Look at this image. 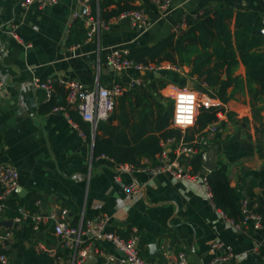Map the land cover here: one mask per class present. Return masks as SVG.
I'll use <instances>...</instances> for the list:
<instances>
[{
  "label": "crops",
  "instance_id": "obj_1",
  "mask_svg": "<svg viewBox=\"0 0 264 264\" xmlns=\"http://www.w3.org/2000/svg\"><path fill=\"white\" fill-rule=\"evenodd\" d=\"M90 1L89 12H83L81 0H58L43 10L35 6L24 10L20 0H0V81L6 87L0 95V165H10L19 172L22 191L13 201L22 216L30 213L29 199H35L43 212L66 208L72 226L107 216L109 230L125 239L133 230L138 231V252L150 264H171L180 252L187 254L189 264H208L223 253L211 251L215 243L233 249V258L221 264H264V229L252 225L238 228L212 204L202 181L187 182L166 172L147 171L156 158H143L140 167L144 170L130 173L119 171L120 163L107 156L95 157L96 135H107L94 131L89 123L84 127L76 123L72 115L80 117L76 110L66 108L65 88L57 86L48 101L38 87L39 82L49 78L76 80L87 89L110 88L137 78L151 82L160 76L134 68L117 72L109 64L108 55L116 49L130 54L133 48L156 45L174 35L173 29L185 17L198 11H214L219 5L235 12L264 14V0H172L167 15L160 13L155 0H133L132 4L144 9L151 20L147 29L139 31L126 20L114 17L102 22L89 39V24L100 14L97 2ZM113 8L116 5L110 10ZM189 72L188 66L164 72L163 78L178 77L173 79L178 85L166 88L190 86L200 95L216 97L206 82L197 76L190 78ZM233 75L246 79L242 63ZM223 109L221 119L205 130L182 131L180 140L189 146L199 145L198 155L177 156V144L171 143L166 148L169 160L195 171L193 160L200 156L198 171L203 173L202 155L214 151L215 171L225 172L241 202L246 199L264 220V138L257 131L259 123L253 118L247 89L238 92ZM227 113L233 115L232 120ZM262 117L264 123V112ZM120 124L118 119L112 123ZM133 181L143 187V193L134 199L123 192V186ZM10 219L7 211L0 214V221ZM26 222L14 223L9 229L13 231L5 248L9 264H28V254L49 258L52 250L62 252L63 264H79L74 250L60 247L61 238L55 234L53 222L42 225L43 238L38 237L46 251L36 249L33 234L25 232ZM4 230L8 229L0 228ZM84 249L88 260L83 264H107L108 256H122L101 236H82L78 256Z\"/></svg>",
  "mask_w": 264,
  "mask_h": 264
},
{
  "label": "trees",
  "instance_id": "obj_2",
  "mask_svg": "<svg viewBox=\"0 0 264 264\" xmlns=\"http://www.w3.org/2000/svg\"><path fill=\"white\" fill-rule=\"evenodd\" d=\"M132 3L133 0H102L99 5L100 21L106 22L137 8ZM112 5L116 8L110 10ZM187 21L188 29L179 36L171 35L153 46L133 48L129 58L145 66L162 63L188 66L190 78L197 76L206 82L223 104H228L238 92L247 89L253 118L259 123L257 131L264 138V36L259 34L264 28V14L259 11L235 12L227 5H219L214 11L204 12L203 16L190 15ZM240 63L245 67V80L233 75ZM167 85L162 76L153 79L148 88H136L119 98L115 109L117 114L113 113L108 121L98 125L97 131H102L107 137L96 135L94 156L105 155L117 163L140 167L143 158L155 160L162 151L163 141L171 138L180 141L182 131L172 128L174 106L161 94ZM227 115L232 120L233 115ZM72 117L84 127L86 122L80 116ZM116 119L121 122L118 126L112 125ZM216 122L217 111L203 108L193 128L203 131ZM193 165L195 171L200 169V156L193 160ZM207 178L215 206L236 223L240 222L241 199L236 189L231 187L227 174L214 171ZM28 209L30 213L40 210L35 199H29ZM7 215L11 219L22 216L13 200L9 202ZM25 232L33 234L29 221L26 222ZM27 259L28 264L51 263V259L36 254H28Z\"/></svg>",
  "mask_w": 264,
  "mask_h": 264
},
{
  "label": "built area",
  "instance_id": "obj_3",
  "mask_svg": "<svg viewBox=\"0 0 264 264\" xmlns=\"http://www.w3.org/2000/svg\"><path fill=\"white\" fill-rule=\"evenodd\" d=\"M92 1H96L99 6L101 0ZM155 1L162 15H167L170 12L172 0ZM57 2L58 0H20L19 5L24 10L33 6L39 10H43L47 7L56 5ZM81 2L85 11L89 12V0H81ZM191 15H194V17H200L204 15V11H198L196 14L194 13ZM187 17L184 18L181 24L176 25L173 29V34L175 36H179L182 32L188 29ZM118 19L127 20L133 28L139 31L145 30L151 25V20L148 14L144 9L139 7L123 12L118 16ZM101 25L102 22L99 18L97 21H92V24H89V39L93 37ZM129 55V51L116 49L108 55L107 59L109 64L117 72H123L131 68H134L137 71H147L150 73L180 71L181 69V67L174 66L171 63H162L160 65L150 64L148 66L137 64L129 58ZM149 84L150 82L145 79L137 78L127 83H116L110 88L97 86L92 89H87L82 83L76 80L49 78L43 82H39L38 87L46 93L48 101L52 100L57 86L65 88L66 108L76 110L82 120L89 123L93 130L96 131L101 122L108 121L112 116L117 107L119 98L136 88H148ZM5 89V83L0 81V95L5 92ZM184 89L194 91L197 94V116L199 115L200 110L204 108L206 110L217 111L218 119L222 117L224 104L220 99L209 95H200L198 92L188 87L165 88L161 90V94L164 98L174 102V113L176 110V96L180 90ZM194 126L195 124L186 129H182L177 127L172 119V127L180 129L181 131H186ZM171 143L177 144L175 149L177 156L184 154L194 156L200 153L199 145L189 146L185 144L183 140L177 141L176 138H171L161 143L162 151L156 155V163L154 166L146 168V170L151 173L166 172L178 180H184L187 182L194 183L202 181L206 189V194L214 205V194L208 182L207 175L203 174L201 171H193L191 167H185L176 160H169L166 148L168 144ZM118 170L132 173L144 169L131 164H119ZM115 180H120L118 175L115 176ZM19 187L18 170L10 165H0V214H4L8 210L9 202L17 195ZM123 192L128 197L134 199L143 193V187L137 181H133L123 186ZM222 214L224 215V213ZM241 215V221L238 223L234 222L238 228L252 225L257 230L264 229V220L262 216L249 207L246 199L241 202ZM24 221H29L32 225L33 238L37 241L36 249L38 251L46 250L43 243L38 240L36 233L41 232L42 225L45 223L53 222L55 234L61 238L60 247L74 250L76 254V262L79 264L86 263L88 260L86 249L81 250L80 256H78L82 245V236H87L89 238L101 236L103 239L111 242L113 246L122 253V256H108L107 264H150L145 261L138 252V231L136 229L133 230L131 236L128 239H125L119 234L109 230L110 219L107 216H101L95 220H83L77 226H72L70 223L69 211L66 208L57 207L49 212L39 210L34 213L23 214V216L15 218L14 223H22ZM12 238V230L8 229L0 231V264H9V258L5 253V248ZM211 251H221L223 253L215 257L208 264L226 263L234 256L233 249L230 246H224L222 243L213 244ZM48 256L51 259L50 264H63V257L60 252L52 250L48 252ZM261 259L264 262V254H261ZM171 264H189L187 254L185 252H180L176 260Z\"/></svg>",
  "mask_w": 264,
  "mask_h": 264
},
{
  "label": "clouds",
  "instance_id": "obj_4",
  "mask_svg": "<svg viewBox=\"0 0 264 264\" xmlns=\"http://www.w3.org/2000/svg\"><path fill=\"white\" fill-rule=\"evenodd\" d=\"M197 114V94L188 89L180 90L176 96L173 123L179 128L186 129L195 124Z\"/></svg>",
  "mask_w": 264,
  "mask_h": 264
},
{
  "label": "water",
  "instance_id": "obj_5",
  "mask_svg": "<svg viewBox=\"0 0 264 264\" xmlns=\"http://www.w3.org/2000/svg\"><path fill=\"white\" fill-rule=\"evenodd\" d=\"M92 3H93V1H90V4H92ZM83 12H85V9H83ZM126 22H128V21L126 20ZM259 34L264 36V28L261 31H259ZM157 74L160 77L162 76L161 73H155V77H157ZM190 83H192V82H190ZM189 87L190 86H188V88ZM215 158H216V154L212 150H209L202 155L203 168H204L203 174L208 175V173H212L216 170ZM21 191H22L21 188H19L17 190V193H21ZM43 210H45V208ZM13 226H14V220H12V219L0 221V228L12 229ZM36 236L42 239L43 233L37 232ZM153 248L154 247H152V249ZM91 255H92V252L89 254V258H91Z\"/></svg>",
  "mask_w": 264,
  "mask_h": 264
},
{
  "label": "rangeland",
  "instance_id": "obj_6",
  "mask_svg": "<svg viewBox=\"0 0 264 264\" xmlns=\"http://www.w3.org/2000/svg\"><path fill=\"white\" fill-rule=\"evenodd\" d=\"M176 79V80H178V77L177 76H175V75H171V77L170 78H165L166 79V81H167V83H168V85L167 86H169V85H171V84H173V85H178V82L176 81H174L173 79ZM176 88V87H175ZM178 88V87H177ZM180 88V87H179ZM189 88H191V87H189ZM168 102H169V104L171 105V106H174V102L172 101V100H169V99H166ZM239 100L240 101H243L244 100V97L242 96V95H240L239 96ZM117 108V107H116ZM224 115V114H223ZM221 119V118H220ZM223 119V118H222Z\"/></svg>",
  "mask_w": 264,
  "mask_h": 264
}]
</instances>
